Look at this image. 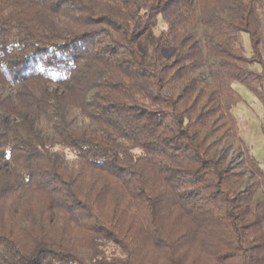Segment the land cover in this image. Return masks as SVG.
Segmentation results:
<instances>
[{
    "label": "trees",
    "instance_id": "16d2710c",
    "mask_svg": "<svg viewBox=\"0 0 264 264\" xmlns=\"http://www.w3.org/2000/svg\"><path fill=\"white\" fill-rule=\"evenodd\" d=\"M259 7L0 0V86H18L0 95V264H264V201L254 199L264 168L230 110L235 82L264 107ZM159 21L150 62L139 43ZM69 108L96 129H74ZM41 119L55 138L41 136ZM212 135L241 146L250 187H234Z\"/></svg>",
    "mask_w": 264,
    "mask_h": 264
},
{
    "label": "rangeland",
    "instance_id": "374dc122",
    "mask_svg": "<svg viewBox=\"0 0 264 264\" xmlns=\"http://www.w3.org/2000/svg\"><path fill=\"white\" fill-rule=\"evenodd\" d=\"M261 13V22L264 31V10L259 7ZM165 29V24L159 21L156 28H154L149 35H146L139 43V47L144 51L148 60L151 62V52L155 39L161 31ZM192 35L199 41L201 47L204 45V29L202 26H197L190 29ZM243 44L246 55H250L249 39L246 35H243ZM264 44V35H263ZM252 69L260 71L258 65L251 66ZM196 76H201L208 79L206 68H202L195 73ZM18 86L1 87L0 95L14 96ZM233 89L240 96V100L231 107V112L237 122V131L239 138L248 147L250 153L254 155L259 165L264 168V107L258 101V99L241 83L235 82ZM67 120L70 125L76 130H94L96 125L83 118L79 112L73 108L68 109ZM37 127L41 136L52 139L56 137L54 130L43 120L37 122ZM211 142L214 144L213 154L219 159L223 167L231 172L236 173L239 179L234 183V187L238 190H244L250 187L253 183V179L248 169L244 155L242 153L241 146L236 140L222 138L220 135H212ZM54 150L65 153V159L67 165L75 169L77 167L75 157L70 154L66 149L55 145ZM255 200L264 201V189L260 188L255 196ZM100 250L104 251L106 255H122L121 250L112 244H102ZM93 251L80 249L76 255L80 258L87 260Z\"/></svg>",
    "mask_w": 264,
    "mask_h": 264
}]
</instances>
